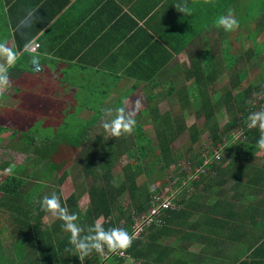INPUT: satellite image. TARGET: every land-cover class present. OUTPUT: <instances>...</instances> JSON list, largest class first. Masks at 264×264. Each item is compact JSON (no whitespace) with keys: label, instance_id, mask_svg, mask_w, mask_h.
Segmentation results:
<instances>
[{"label":"crops","instance_id":"obj_1","mask_svg":"<svg viewBox=\"0 0 264 264\" xmlns=\"http://www.w3.org/2000/svg\"><path fill=\"white\" fill-rule=\"evenodd\" d=\"M177 4L186 5L190 15L179 12ZM237 4L246 10L247 0H0V39H7L21 53L9 69L12 86L0 96L1 141L7 134V147L18 145L21 135L13 142L10 137L22 128L35 132L28 137L37 139L34 147H39L52 140L47 134L37 137V132L54 129L50 127L54 123L62 132L88 129L92 140L97 137H92L93 131L104 130L101 109L121 106L131 98L143 103L136 115L142 129L151 125L140 116L149 99H154L151 104L159 114L169 112L159 108L167 102L169 108L175 105V114L187 115L177 99L192 92V61L199 53L203 64L206 58L215 60L221 67L216 79L224 78L222 56L230 48L231 36L214 21L228 9L234 13ZM33 8L38 9L39 22L23 33L17 31L19 20ZM263 12L264 7L250 21L253 29L257 18L264 29ZM242 31L246 35L245 26ZM34 43L38 44L34 52L41 54L45 66L40 73L33 72L29 64L33 52L28 48ZM232 48L240 50L236 45ZM74 133L64 137L73 139ZM63 144L77 150L67 140L59 146ZM7 147L5 151L24 166L27 155ZM258 152L255 156L264 164V153ZM54 155L40 159L54 162ZM9 166L0 165V182L19 170ZM54 173L50 172V179ZM225 181L196 186L189 218L158 237L155 256L126 258L124 264H264V185L252 192L247 187L233 191L232 181ZM11 236L0 235L4 258L5 252L13 258ZM7 241L9 249H3ZM162 247L170 251L164 253Z\"/></svg>","mask_w":264,"mask_h":264},{"label":"trees","instance_id":"obj_2","mask_svg":"<svg viewBox=\"0 0 264 264\" xmlns=\"http://www.w3.org/2000/svg\"><path fill=\"white\" fill-rule=\"evenodd\" d=\"M251 4L252 1L247 0L246 14H252L254 19L257 12L264 7V1L256 0L254 7L250 6ZM246 30L245 38L250 41L251 47L236 55L235 52L239 50L232 48L234 44H230L229 50L227 53L224 51L222 56L224 74H227L224 87L208 91L217 77V68H221L215 64V60L206 58L203 64L201 61L204 57L199 53L198 59L192 61V70L195 73L192 92H189V97H180L177 100L182 111H187V114L196 119L202 118L200 126L194 123L185 126L184 113L159 114L151 104L154 99H149L147 108L140 116L144 123L153 126L154 139L146 135L142 124H136L131 135L125 134L116 138L103 140L102 136L98 135L91 140V131L88 129L76 131L73 139L65 138L69 146L79 149L80 153L71 175L75 188L64 199L61 198L58 188L51 194L59 196L62 205H66L70 212L79 216L78 223L82 227L92 226L100 217L105 229L120 227L130 235L133 217L149 207V197L162 192L168 183L173 184L169 187L170 190L168 189V193L172 192L169 200L174 206L173 209L161 210L155 218L158 222L154 220L136 238H132V244L127 249L108 253L106 257L93 252L84 259V264H124L126 258L138 260L143 256H155L154 244L158 237L169 233V227L178 225L183 218H189L188 209L196 197L193 190L198 185H220L229 180L232 181L233 191L238 187H247L251 192L264 185V164H260L255 156L260 150L257 141L261 130L258 127H248V116L264 105V75L244 83L249 75V66L257 65V57L264 51V43L253 41V38L262 32L260 25L255 29L246 27ZM230 36L232 41L237 35ZM218 108L223 109L227 117L221 129L213 116ZM184 130L187 132L188 147L182 152L172 150L171 143ZM234 130L235 133H231ZM3 131L0 127V134ZM203 133L207 135V145L210 148L201 150V153H194L192 145L198 142ZM17 134L16 131L12 132L10 142L14 141ZM27 137L21 136V144L19 141L18 145L7 147L8 150L24 153L27 157L21 170L15 171L0 182V207L3 209L0 212V235H13L11 247L14 264H81L79 253L69 244V233L64 231L63 222L55 218L48 225L42 223L46 213L41 211L40 201L44 196L51 195L43 193L42 190L45 184L51 185L49 174L55 172L58 167L54 162L40 158L53 154L61 141L53 140L39 147L29 146L26 151L23 148L27 144L22 145V141ZM29 149L31 150L28 151ZM213 149L222 152L219 158L212 157ZM203 152H207L208 157L205 165L202 164ZM123 155L127 162L115 173L114 167ZM32 157L40 160L34 161ZM183 160L193 178L179 168V163ZM6 165L7 163H2L1 168ZM197 166H201V172H192ZM33 176L37 180H32ZM66 176L67 173L63 172L57 179V185L61 184ZM164 176L166 179L161 181L158 187H150L153 181L162 180ZM140 177L143 181L137 183ZM29 179L33 182H29ZM82 194L87 196V206L81 211L77 207V198ZM122 194L127 196L131 211L129 208L115 206ZM122 219L123 224L120 225ZM146 232H149L147 241L142 243L141 239ZM1 239L0 237V244ZM166 247L161 248L164 253L170 251ZM6 262L0 250V264Z\"/></svg>","mask_w":264,"mask_h":264},{"label":"clouds","instance_id":"obj_3","mask_svg":"<svg viewBox=\"0 0 264 264\" xmlns=\"http://www.w3.org/2000/svg\"><path fill=\"white\" fill-rule=\"evenodd\" d=\"M175 8L179 12L190 15V10L184 4H177ZM38 9L27 11L17 26V31L29 29L39 22L37 16ZM214 25L222 28L226 32L235 31L239 27V21L233 11L228 9L226 14H222L214 21ZM43 32V30H41ZM38 47V46H37ZM21 53L10 46L7 39H0V96H2L11 86L12 81L9 69L14 67L20 59ZM29 64L33 72L40 73L45 70L41 62V54L33 52L30 54ZM141 108L140 100H136L129 106L125 101L123 105L115 108H104L102 112V128L109 137H120L121 135H131L136 127V115ZM248 127L259 128L261 135L257 141V147L264 150V110L251 113L248 116ZM41 211L50 214L51 217L63 222V229L69 233V244L75 252H78V259L83 264L84 259L96 252L100 255L108 253L122 252L132 244V237L120 227L105 229L101 221L95 222L87 228L79 223V216L70 212L66 205H62L60 197L55 193L44 196L40 201ZM67 249V250H72Z\"/></svg>","mask_w":264,"mask_h":264},{"label":"rangeland","instance_id":"obj_4","mask_svg":"<svg viewBox=\"0 0 264 264\" xmlns=\"http://www.w3.org/2000/svg\"><path fill=\"white\" fill-rule=\"evenodd\" d=\"M252 1V4L250 6L254 7L256 5V0H251ZM261 0H259L260 2ZM242 5V3L240 4V6ZM239 5L237 4V7L235 8L236 10L234 11L235 13V17L238 19L239 21V27L238 29H236L235 31H230L229 33L232 34V35H237L234 40L231 41V44H234L236 45L237 47H240V50L235 52L236 55L240 54L241 51H244L246 50L247 48L251 47L250 46V41H248L246 38H244L243 40H240V38L242 39V36H245V33L242 31V26H245L247 28H250L251 27V22L252 21V14L248 15L246 14V10L244 9V7L240 8L238 7ZM263 16H264V12H263ZM259 23V18H257L254 22V26L257 27ZM240 33H238V32ZM230 37V35H229ZM240 37V38H239ZM253 41L255 43H260V42H263L264 43V29L262 30V32L258 35H256L254 38H253ZM227 53V51H225ZM235 55V57H236ZM257 60L258 62L257 65L255 66H249V75L248 77L246 78L245 82L244 83H247V81L249 80H257L259 77H262L264 75V51H262L258 57H257ZM225 80H227V74H224V78L223 80L220 81V79H216V81L214 82V85H212V88L215 89H220L222 87H224V84L225 83ZM223 84V85H222ZM264 93V92H263ZM136 100L134 98H131V99H128V105L131 106L134 104ZM143 106V103L141 101V108ZM170 105H168V103L166 102V105H161L159 108H160V112L162 111H169V112H172V114L174 115L176 112H175V109H174V104L173 106H171L169 108ZM140 108V109H141ZM64 116L61 115V117ZM214 121L216 122V124L218 125V128L221 129L223 127V125L225 124L226 122V115L223 111V109L221 108H218L216 110V112H214ZM183 122L185 123V125L188 127L190 126L191 124H195L196 126H200V124L202 123V118H194L193 115L191 114H187L185 115L184 117V120ZM59 124H51L50 127H54V129H43L41 131H38V135H36L37 137H39V134H47L51 140H58V141H65V138L64 136H68L67 134H72L76 131L74 130H71V131H64L62 132L61 130L58 129V126ZM153 128H152V125H147V127H145L143 129V131L146 133V135L148 137H150L151 139H154V136H153ZM17 133H19L23 138L26 137V136H34L35 132L32 131V130H29V132H27L26 130H23L22 128H19L17 130ZM231 133H235V130L232 131ZM75 134V133H74ZM102 136V139L105 140L107 138H109L108 134L103 130H95L92 132V137L94 136ZM7 136V134L5 135H2V141L0 142V165L3 163H8L11 167V166H16V167H19V169L23 166L22 164H20L19 162V159L16 158L15 155L9 153V152H6L5 151V148L7 147L8 145V141L7 139L5 138ZM64 137V138H63ZM235 139L237 138V136H234ZM37 139L35 138H32V137H28L27 139H25L24 141H22V145L24 144H27L26 147L23 148V150H26L28 149L29 146H32L34 147L35 146V143H37L36 141ZM222 142L224 141L223 138L221 139ZM208 138H207V135L206 133H203L202 135H200L199 137V140L197 143H195L194 145H192V150L194 153H201V150L203 151V149H209L210 146L207 145L208 143ZM21 144V141L19 142ZM188 147V142H187V132L184 130L179 136H177L175 138V140L171 143V148L172 150H176V151H180L182 152L183 150H185L186 148ZM30 148V147H29ZM31 149H29L28 151H30ZM55 155H54V158L53 161L54 163L57 165V169L54 173V175H52V178H51V185L47 186L46 188L43 189V193H47V194H51L54 189L58 188L59 189V192H60V196L62 199L66 198L71 192L74 191V181H73V176H71L73 174V167H75V165L77 164V158H78V155H76L78 153L77 150L75 149H72L67 146V145H60L59 148L54 152ZM204 153V152H203ZM259 155L263 154L264 152H261L259 151L258 152ZM222 154V152H221ZM127 162L126 160V157L125 155L121 156L118 160V163L115 165L114 167V172L116 173L125 163ZM180 169L185 172L186 174L189 173L188 171V168H187V164L185 163V161H181L180 163ZM172 170V168L170 170L167 171V174L168 172H170ZM63 172H66L68 174L69 177H67L61 184L57 185V179L59 178V176L63 173ZM166 178L164 176V178L162 180H155L153 181V183L150 184V187H153V186H156L158 187L160 185V182L161 181H164ZM143 181V178L140 177L138 178L137 180V183H141ZM175 181V179L173 180ZM229 184V183H228ZM172 183H168L167 186H166V189L169 188V187H172ZM173 189V188H172ZM79 193V192H78ZM116 205H119L121 208H129L130 210V204H129V201L127 199V196L125 194H122L118 200L116 201ZM87 206V196L86 194H82V195H79L78 198H77V207L79 208V210H84L85 207ZM131 211V210H130ZM55 218L51 217L50 214L46 213V215L43 217L42 219V223L44 225H48L50 224ZM101 221L102 219L99 217L96 219L95 222L97 221ZM119 224H123V219L121 222H119ZM3 225V224H1ZM3 249H9V246H10V242L7 241L6 243H4L3 245ZM5 259H6V264H14L13 263V260H12V255L10 252H5Z\"/></svg>","mask_w":264,"mask_h":264},{"label":"built area","instance_id":"obj_5","mask_svg":"<svg viewBox=\"0 0 264 264\" xmlns=\"http://www.w3.org/2000/svg\"><path fill=\"white\" fill-rule=\"evenodd\" d=\"M37 46H38V44L34 43L28 48V50L31 52H34L36 50ZM261 107L264 108V105H261L260 108L254 112L262 110ZM219 156H221V152H219L217 149H213L212 150V157L217 159V158H219ZM201 157L203 159L202 164L205 165L208 161L207 152H204L201 155ZM187 168L189 169L188 166H187ZM201 170H202L201 166H197L196 168L193 169L192 172L199 173V172H201ZM188 175H190L193 178V176L190 174V171H189ZM168 189L169 188H167V189L163 188L162 192H160L156 195H151L149 197V207L145 211L140 212L138 214H135V216L133 217V222L130 225V230H131L130 236L132 238H136L139 235V233H141L143 231L144 228H147L148 226H150L154 222L155 218L159 216V213L161 212V210L173 209L174 206L171 204V202L169 200L172 192L170 191L171 193H168L169 192ZM166 193H168V195ZM161 198H162V200H161ZM155 222H158V221L155 220ZM119 255H122V254L119 253ZM101 256L106 257L107 255H101ZM93 264H97V263H93Z\"/></svg>","mask_w":264,"mask_h":264}]
</instances>
